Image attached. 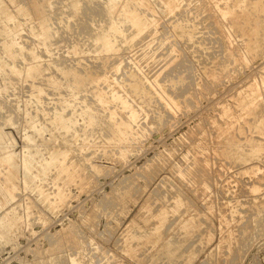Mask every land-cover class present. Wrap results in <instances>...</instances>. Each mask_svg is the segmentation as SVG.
<instances>
[{
	"label": "rangeland",
	"instance_id": "obj_1",
	"mask_svg": "<svg viewBox=\"0 0 264 264\" xmlns=\"http://www.w3.org/2000/svg\"><path fill=\"white\" fill-rule=\"evenodd\" d=\"M7 1H5V3H7ZM23 1L26 3V5L27 3H30V1L28 0ZM23 1L16 0V2L19 3L18 5H25ZM52 1L56 3V9H54L53 13H57H52V17H54V19H52L53 21H51V23H53L52 25L54 26V28H57L59 24L57 29H59L60 31L63 30L62 32L66 31V35H63L64 38L62 37V39H58V41L60 40L59 42L56 41L57 45L61 43L62 45H59L57 47V45L54 44L55 49L54 47H50L51 51H53L54 49L51 54L53 57H50L49 59V55H47L48 58L45 57L44 60L52 61L56 56V60L54 61H58L57 63L58 65L60 64L61 69H63L70 63V65L79 64L78 59L81 62V58L74 57L76 58L74 59L73 56L70 57V54L68 53L69 46L73 43L80 45L81 48L84 47V50L87 51L88 49L94 50V48H96L94 52H97L98 50L97 53L91 51L93 53L83 54L84 59L83 57L82 59L84 62H82L84 65H86V63H89L88 65L90 66V64H93L94 60L97 64L98 62L101 63L100 60L93 58L96 56V54H100V56H102L101 54L103 53L100 52L102 50L99 49V45L98 47L97 45L93 44L94 41L92 37L101 32L100 30L105 29V27L107 28L109 18L106 16V14L102 15L103 8L102 12H97L100 10L98 9L94 12L95 15L93 13L90 17L91 21L93 22L89 21L88 23L89 30L87 31L88 34L90 33V35H88L86 30L84 31L85 28L83 27L86 25H82L81 17H76L75 19L72 18L71 20L68 19L70 9L68 8V2L66 0ZM188 1L189 2L184 5H190L186 7V10H184V13L182 14L178 13L177 15L166 16L161 13H153V15L150 12V17L155 16L154 18H156L157 23L152 29L153 33L151 32L152 34L147 35L144 39L138 40L139 42L137 41L133 43V45L131 44V46L128 44H124V46L121 45V49L123 51H119L118 55L111 54L112 57L109 56L110 58L107 59L108 64L112 65L114 64L113 59H115V62H119L117 67L121 66V68L120 71L117 72V74L115 73L116 71L114 69L111 70L112 68L110 69L111 71L108 70V72L110 71V74L108 73L109 77H111V74L113 73L110 80L111 82L109 83L110 85L108 83L102 82L99 85V89L102 90V92H105L104 94L108 102L111 100L110 96L113 90L118 89V91H120V94L123 95L127 90V92L131 94L129 96L130 102L132 101L131 103H133L134 107H137L136 109L140 111L138 112L139 116H137L136 118L137 121H135V124H133V131H128V133H131L130 136H133L130 137V140H132V145L130 146L131 148H128L127 156L125 158H121L119 147L106 148L104 145L107 141V136L111 135L112 132L110 131V129H108L110 126H108V124L106 123L107 120L105 119L107 111H103L104 109L102 108V106L100 107V105L95 102V100L93 99L94 96L91 93L92 90L88 91L89 88H91L93 85L88 86L89 88L86 87V90L84 89L83 92L78 93L75 101L74 98L70 96L71 94L63 95L65 99L63 97L61 98L60 101L62 102V99H64V102L72 101L78 105V110L76 109L74 112H72L73 109L70 108L66 110L65 114H67L68 116H75V118L77 117L76 119L77 121H79L77 122L78 124L74 126V129H76L80 133H77L75 135L73 134L72 129V132L70 131L71 133L69 132L67 136L63 137V135L61 134L63 130L58 131L59 129H56L57 127L52 123L53 119H51L54 107H56V109L60 108L58 110H62L61 107L64 104L61 103L60 105V103H57V101L61 97L58 96L59 93L51 88L46 89V93L44 95L46 98L43 96V105L44 107L46 106L45 109L48 110L46 111L48 113L46 116L43 113L37 111V106L35 103L34 107L33 103H29L27 101L30 97L28 95L31 94L30 87L29 85H27L29 83H23L24 86H22V82L18 83L17 80L11 81L10 79L13 78L8 75V71L1 69V71L3 72L6 71L5 74L7 73L6 75L8 76L7 78L6 76H2L5 74L0 71V77L2 78H0V91H2V93L0 92V106L2 104L5 106L4 107L2 105L3 108L1 107L2 109L0 110V132L2 131L3 133H6L7 135L15 139V147L13 148H15L17 153L23 154V151L29 148L32 151H38V157L42 155V158H39L41 160L45 159L46 157L48 158L52 151L58 149L60 150V148L63 149V147L68 144L69 146H71L75 141V144L71 146L72 148H74L73 152L68 153L66 158L67 162L65 163L68 164L69 162L68 165H70V163L75 162V165H77L76 167H73L71 172L69 171L68 174L62 172L59 166L55 167L51 170L47 178L44 180L46 182H42L44 189L47 192L51 193L52 197H54L53 195L58 193V190L63 189L62 191H64V201L61 200L60 203L55 205V207L53 208L54 210L51 209V211L48 209V206L46 207V205H44L38 199V196L34 194V192L24 189L20 181L18 182L17 187H10V184L8 185L5 180L7 166L0 165V182L5 181L2 183H5L4 185L9 186L11 189V196H5L6 199L4 198V196L0 195V200H2L0 206V215L1 213L3 214L10 211L11 209H17L18 215H21V217H23L21 218L22 221L20 220L17 224H14L12 226V231L15 233V235L13 236V240H2V242L0 240V264H37V262L38 264H71L69 259L70 257L74 256L77 257L82 262V264H184L185 256L189 251L193 249L196 252V257L190 264H264V103H262V106L260 108L254 107V109L251 108V110H249L244 105V101L240 102L239 106L236 105V100L240 99L241 95L243 96L244 92L247 91L249 86L254 83L255 80L261 81L262 78L264 80V55L262 54L258 58L252 57L250 60V62L252 61V63L249 62L247 65L243 64V62L240 60L238 61V63L237 60H234V58L236 59L239 55V52H241L242 49V51H244L245 49L243 48L244 45L242 44V40H240L241 38L235 37L228 45H224L223 41L221 43V41L219 40H222L223 36L216 29L209 26V22H204V19H206L210 14V10L206 9L208 8V5L205 3L206 1ZM247 1L248 5H250L256 0ZM261 2H263L264 4V0H261ZM203 3H205L206 5ZM154 5V7L156 8L157 5ZM12 7L13 6H11L10 8L12 10V13L15 15L14 17L18 18L15 19V21L17 20L16 22L14 21L16 25H18V23L20 22L19 20L23 19L20 22H23V26L19 28V34L17 35V37H20L18 38V40H20L19 42L24 41L23 43L26 42L25 45L27 44L29 46L32 44V42H34V38L29 31L30 29L28 30L30 22L24 23L26 21V18L20 16L21 14H19L17 10ZM197 7H199V10H197ZM187 9L190 12H188ZM201 12L203 14H201ZM246 12H248V10ZM98 13H100V15H98ZM205 13L209 14L206 15ZM93 16H96L95 20ZM100 16L102 19L100 18ZM1 17L0 19H3V17ZM102 20H105L107 22L106 25ZM101 22H103V24L105 25L104 27ZM176 23L185 25L189 30L193 29V32L196 33L193 42L186 41V37H174L169 28ZM9 25H11V28L14 27L12 23H9ZM68 25H71V27L68 28ZM194 26L196 27L194 28ZM98 27L102 28L100 30H97ZM81 30H83L85 33ZM95 30H97L98 33ZM215 31L216 33H214ZM92 32L95 34H93ZM131 32L130 30H128L127 34L130 35ZM91 34L93 35L92 37ZM217 35L221 36L222 38L219 36L217 37ZM31 37L32 40L30 41ZM2 40L3 39H0V48ZM70 40L71 42H69ZM67 42L70 45L67 44ZM235 43L237 44L236 46L234 45ZM223 46L225 49L223 48ZM181 47L182 49H180ZM40 48L41 49L39 51L42 50V47ZM167 51L168 53H166ZM2 53L0 49V57H4L3 59H5V55H3ZM122 54L127 57H132L133 55L134 56L132 57V59L127 58L126 60V57ZM229 55H231L230 58ZM122 59L125 60L122 61ZM183 59L185 62H188L183 64ZM5 60H7V58ZM85 60H89L92 63H90L89 61L86 62ZM213 60L214 62L216 60H219L220 62L223 61L221 63L225 69L223 68V70L221 71L220 66V69L218 70L220 74L218 73V76L215 78H209L206 73L208 72V68L210 69V67L213 66ZM178 61H181L182 65ZM8 63L11 64V62L9 61ZM178 63L179 67H182L186 64L188 65V67L186 65L185 67L183 66L182 68L184 69H182L177 66L178 69H176V65H178ZM18 64L20 66L22 65V67L24 68L30 66L29 63L22 64L20 63V61H18ZM189 66L192 70H190ZM173 68H175L174 71ZM188 68L189 71L187 70ZM170 70L172 71L173 76L170 74L171 72L169 73ZM132 73L135 75V78H132ZM156 76L159 77L158 80L161 79L160 83L162 82V80L164 81V83L162 82L161 85L163 86L164 84L165 88L162 86H154L152 82H150V80L153 81ZM164 76L165 78H163ZM144 77L147 80L143 79ZM128 78L133 82L135 80L137 83H139L140 87L137 91L133 92L129 89L130 87L128 86L130 84V80H127ZM5 80L7 81L5 82ZM116 81L118 83L117 86L116 83H114ZM172 81L173 83H171ZM191 81L192 83H190ZM16 82L17 84H15ZM11 83L13 85H11ZM37 83L41 82L38 81ZM189 84L191 88H189ZM118 85H120V87L122 88H118ZM181 85L184 87H182ZM7 86L9 87L7 88ZM145 87H147V89ZM185 87L187 89L189 88V91L185 89ZM163 88L168 90L172 89V93L174 91H179L178 89H184V92L187 90L186 94H184L185 98H182L181 101H178V105L181 107H179L178 109L174 108L166 103L167 100L164 101V99L166 98L164 96L165 92ZM8 89L9 91H7ZM158 90L161 92L159 93ZM50 91H52L53 93ZM175 95H177L176 92ZM52 96L54 97L52 98ZM162 96H164L163 99ZM187 96L191 101L188 100ZM89 98L92 99L89 100ZM152 98L154 99L152 100ZM186 98L187 100H185ZM46 99L48 101H45ZM84 101H86V104L88 102V106H90L92 109L94 108L93 110L96 109L95 111L100 116V125L96 126L97 128L95 127L93 129V132L98 137L92 134L93 132L92 129L88 127L87 119L84 116H77L81 113V104L83 103L82 105H85ZM46 103L52 104L47 105ZM24 105L25 107H27H23ZM52 105L54 107H51ZM167 105L172 108H170L169 106L167 107ZM106 107H109L111 108V110L113 109L114 112L118 113L117 117H119V120L122 119L124 121H128V114H125L127 113V111L122 109L123 113L121 112L122 105L120 103L110 101V103L106 104ZM222 107H227L229 109L231 108L230 111L234 115H242L240 119L242 121L239 120L237 123H235L233 130L228 131V133L224 132L219 134L220 130L225 128V120H227V118H225L221 113ZM117 109L120 110L118 111ZM97 110L102 113H99ZM165 110H167L168 112L170 111L169 114L171 116H169V114H166L167 111ZM258 112L262 113V115H260L259 113V116L261 117L257 116L258 114L256 113ZM221 115L223 116V118L221 117ZM124 116L127 118L124 119ZM102 121H104V123ZM158 121L163 124L160 125ZM9 122L11 123L9 124ZM43 125L45 127L49 125V129L54 134L57 133L56 135L58 136L57 139L59 142H57V139L51 138V131L49 129L41 135H38L36 134V132H34L35 129H33V126H39L37 128H40L43 127ZM50 126L53 129H51ZM103 128H105V130ZM140 130L142 132H140ZM84 131L86 132L84 133ZM100 132L105 135L101 134ZM86 133L92 135L90 136V141H76L81 137V135L83 136ZM222 134L223 136H221ZM26 135H32L35 142L33 140L31 142H28L25 139ZM138 135L141 136L139 137L140 140L138 138ZM114 136L115 134H113V138L116 137ZM62 139L63 141H61ZM65 139H68L72 143H70L69 141L68 143H66V141H64ZM133 141L136 142L134 143ZM90 142H92L93 145ZM78 143L81 146H77L76 144ZM50 144L51 147L49 146ZM54 144L56 145V147ZM33 145L37 146L35 147ZM87 145L89 146V148ZM75 146L77 147V149ZM102 146L105 147L106 151ZM78 148L82 149L80 150ZM254 148L255 150H253ZM92 166H96L98 170L96 168L94 170ZM189 169H192V172L194 171L192 173L193 175L191 174V177L189 176L187 178H183L182 175H179L180 170L188 172ZM75 171H78V174ZM74 176H76V178L77 176H79L80 179L79 177L76 179L74 178ZM78 182L80 183L76 184ZM171 188L173 189V192ZM127 189H129V192ZM121 192L123 193L121 194ZM127 194H129V196ZM65 195L69 198H66ZM177 196H180L183 199L184 205L180 206L177 211H173L172 207ZM7 199L11 202H8ZM27 207L30 208L28 216L25 212L27 211ZM163 207L167 208L169 213L166 214V221L164 220L162 222V217L160 215L158 217L157 214H159L160 210ZM192 215H199L200 227L190 231V236H188V233H185L181 230L180 224L183 220L190 218ZM134 221L140 223L141 226L145 228V230H152L158 226L159 231H157L156 236H154L156 237V239H159L164 243L166 238L171 237L172 242L175 241L174 245L182 244V250L187 254L173 263L169 261L167 255L163 252V250H161V248H159V246L161 247L163 245V243L161 245V242H159L160 245L158 243V246H155L149 245L146 241L142 240L140 241L138 249H135L132 246H127V244H125V241L128 237L135 233L133 224ZM145 230L142 229L141 232H150ZM208 233H212V239L209 242L205 239ZM78 243H80L81 246H79ZM136 243L137 245L139 244L137 241H135L133 242V245L137 246ZM47 251L49 254L47 253ZM52 261L54 263H52Z\"/></svg>",
	"mask_w": 264,
	"mask_h": 264
},
{
	"label": "bare ground",
	"instance_id": "obj_2",
	"mask_svg": "<svg viewBox=\"0 0 264 264\" xmlns=\"http://www.w3.org/2000/svg\"><path fill=\"white\" fill-rule=\"evenodd\" d=\"M7 1V0H5ZM5 1H0V15L3 17V19H0V36L1 38L0 39H3L2 42H1V53L3 55H5V57L7 58V60L10 63H8L7 60L3 59L0 57V71L1 69L3 70H6L8 71V75L10 77H12L13 79H10L11 81L13 80H17L18 83L22 82V86L23 83H29L27 85H29L30 87V92L31 94L28 95L30 96L27 100L29 103H33V106L35 107L34 103L36 104V108H37V111L38 112H41L43 113L44 115L47 116V112L48 110L45 109L44 105H43V102H44V98L43 96L45 95L46 93V89L47 88H51V89H54L56 90L59 95L58 96H61L60 99L57 101V103H61L63 104L61 109L62 110H58L60 108H57L54 107L53 105L51 107H54L53 109V114L51 115L53 119L52 123L55 124V127L56 129H59L58 131H62V135L63 137L64 136H67L68 133L73 129V134H77L79 133L76 129H74L75 125H77L78 121H77V117L75 118V116H68L67 114H65L66 110L67 109H70L72 108L74 112L76 109H77V104L75 102H72V101H67V102H64L65 98L63 95L65 94H71L70 96H72L74 98V101L76 99V96L78 93L80 92H83L84 89L88 86H92L91 88H87L88 91L92 90L91 93L93 94L94 96V100L97 104L100 105V107L102 106V108L104 109L103 111H107V115L105 117V119L107 120V124L108 126H110L108 129H110V131L115 134V138H113V134L111 133V135L107 136V141L106 143L104 144L105 147H119L120 149V156L121 158H125L127 156V150L128 148L132 145V140H130L132 136L131 133H128L129 130H132L133 129V124H135L134 122L137 121L136 118L137 116H139L138 112V109H136L137 107H134L133 103L130 102V99H129V96L131 94H129V92H127V88L130 87L129 89L131 91H137L140 87L139 83H137L134 79V82L131 81V79H127V80H130V84L129 86L126 88V89H123V90H126V93L123 95V94H120V91L117 90H113L111 92V100L110 101H113V102H117V103H120L122 105V108H121V112H122V109L126 110L127 113L125 114H128V121H124V120H119L117 117V114L116 112L113 111V109L111 110V108L109 107H106V104L107 103H110V101L108 102L107 99H106V96H105V92H102V90L99 89V85L103 82V83H110L111 81V78H112V74H111V77L108 76V73L111 71V70H115L113 72H115L117 74V72L120 71V68L121 66H118V63L115 62V59H113V65L112 64H108V58L112 57L111 54H117L118 55V52L121 51L122 49V46H124V44H128L131 46V44L133 45V43L137 42L138 40H141V39H144L147 35H150L153 33L152 29L153 27L155 26L156 23V18H154L153 16L150 17V12L153 14H158V13H161V14H164L166 16H170V15H177L178 13H184V10H186V7H188L190 4H188V6H185L184 4H186L187 2H189L188 0H66L68 2V8L70 9V14L68 15V19L71 20L72 18H78V17H81V22H82V25H86L84 26L83 28L84 31L86 30L87 34H88V31L89 30V27H88V23L89 21L90 22H93L91 21V16L92 14L100 9L99 11L97 12H102V8H103V13L102 15H105L109 18V22H108V25H107V28L105 27V29L103 30H100L102 27H98L97 30H100L101 32L98 33L97 30V33L96 35H92L91 34V37L93 38V44L95 45H99L100 46V51L102 56H100V54H96L95 57H93L94 59L96 58L97 60H100L101 63L98 62V64L95 62H93V64L90 66L86 63V65L83 64V54L85 53H93L94 50L96 48H94V50H84V47L81 48L80 45L78 44H69L67 42V44H69V50H68V53L70 54V57L73 56L74 57H77V58H81L80 60H82L81 62L79 61L78 59V63L77 65H67L66 67H64L63 69H61L60 67V64L58 65V61L55 62L54 60H56V56H55V59L52 60V61H45V57L48 58L47 55H49V59L50 57H53L51 54L52 52L54 51L55 47H54V44H56L58 41V39H62L63 35L65 36V32H62L60 31L57 26V28H54V26L52 25L53 23H51V21H53L52 19H54V17H52V13L54 12V9L55 8V2L52 1V0H28L30 1V3H26L24 2L25 5H18L19 3L16 2V0H8L7 3H5ZM18 1V0H17ZM27 1V0H26ZM192 1V0H191ZM197 1V0H196ZM202 1V0H201ZM206 1V2H205ZM203 2H205L207 5H208V8H206L207 10H210V14L208 15L207 13H205L207 16L206 19H204V22L207 21L209 22V26H211L212 28L216 29L222 36H223V39L222 40H219L223 41V44L224 45H228L231 43V40L234 39L235 37L236 38H241L240 40H242V44L244 45L243 48L244 51L241 50V52H239V55L238 57L235 59L234 57V60H237V62L240 60L243 62V64H248L251 60V58L253 57H260L262 54L264 55V16H263V12H264V4L263 2H261V0H256L254 1V3H251L250 5H248V1L247 0H205ZM62 2V1H61ZM203 3V4H205ZM22 4V3H21ZM154 4L157 5V7L155 8ZM201 4V3H200ZM205 4V5H206ZM10 5V6H9ZM195 5V4H194ZM204 5V6H205ZM11 6H13L17 12L19 14H21L20 16L26 18L24 21V23L26 22H30V25H29V28L28 30L30 31V34L33 36L34 38V42H32L31 45H25V43L23 42H19L20 40H18V38L20 36L17 37V35L19 34V28L23 26V22L20 23L22 20H19L20 24L18 23V25H16V21L15 19H18L17 17H14L15 15L12 13V10H11ZM12 7V8H13ZM193 7V6H192ZM206 7V6H205ZM204 7V8H205ZM196 8V7H195ZM201 8V7H200ZM188 10V9H187ZM197 10H199V7H197ZM196 10V11H197ZM248 10V12H246ZM56 11V10H55ZM203 11V10H202ZM63 12V11H62ZM188 12H190L188 10ZM198 12V11H197ZM57 13V12H55ZM53 13V14H55ZM61 13V12H60ZM186 13V12H185ZM16 14V13H15ZM50 14V15H49ZM59 14V13H58ZM68 14V13H67ZM97 14V13H96ZM153 14V15H154ZM190 14V13H189ZM197 14V13H196ZM201 14H203L201 12ZM205 14H204V17H205ZM66 15V14H65ZM95 15V13H94ZM98 15H100V13H98ZM0 16V17H1ZM17 16V15H16ZM19 16V17H20ZM97 16V15H96ZM95 16V17H96ZM1 17V18H2ZM58 17V16H57ZM94 16V20L96 19ZM105 17V18H107ZM181 17V15H180ZM197 17V16H196ZM59 18V17H58ZM101 18V16H100ZM104 18V19H105ZM195 18V17H194ZM21 19V18H20ZM102 19V18H101ZM163 19V18H162ZM161 19V21H162ZM183 19V18H182ZM188 19V18H187ZM203 19V18H202ZM28 20V21H27ZM106 20V19H105ZM103 21L105 22L104 24L106 25V21ZM197 20V19H196ZM200 20V18H199ZM15 21V22H14ZM62 21V19H61ZM177 21V20H176ZM185 21V20H184ZM188 21V20H187ZM186 21V22H187ZM13 22H14V25H13ZM59 22V21H58ZM73 22V21H72ZM103 22H101L103 24ZM164 22V21H163ZM200 22V21H199ZM9 23H12V25L14 26L13 28H11V25H9ZM63 23V21H62ZM66 23V22H65ZM192 23V22H191ZM76 24V23H75ZM78 24V23H77ZM103 24V27L105 26ZM26 25V24H25ZM72 25V23H71ZM71 25L69 26L68 25V28L71 27ZM80 25V24H79ZM196 25V24H194ZM201 25V24H200ZM199 25V26H200ZM27 26V25H26ZM90 26V25H89ZM196 26H194L195 28ZM67 28V29H68ZM157 28V27H156ZM205 28V27H204ZM62 29V28H61ZM81 29H82V26H81ZM170 32L174 35V37H179V38H182V37H186V41H189V42H193L194 41V38H195V34L193 32V29L192 30H189L187 29V27L185 25H182L180 23H176V24H173L170 28ZM168 29V30H169ZM208 29V28H207ZM74 30V29H73ZM79 30V29H78ZM130 30L131 34L128 35L127 34V31ZM205 30V29H204ZM82 32H84L83 30H81ZM92 31V30H91ZM90 31V32H91ZM207 31V30H206ZM78 32V31H77ZM94 32V31H93ZM92 32V33H93ZM152 32V33H151ZM169 32V31H168ZM211 32V31H210ZM213 32V31H212ZM74 33V32H73ZM85 33V32H84ZM170 33V34H171ZM216 33V31L214 32ZM213 33V34H214ZM69 34V33H68ZM75 34V33H74ZM95 34V33H93ZM169 34V33H168ZM210 34V33H209ZM212 34V33H211ZM24 35V33H23ZM21 35V36H23ZM90 35V33L88 34ZM28 36V35H27ZM155 36V35H154ZM172 36V35H171ZM219 35H217L218 37ZM225 36V37H224ZM3 37V38H2ZM26 37V36H25ZM153 37V36H151ZM210 37V36H209ZM221 37V36H219ZM64 38V37H63ZM65 38H68V37H65ZM78 38V37H77ZM91 38V39H92ZM172 38V37H171ZM222 38V37H221ZM26 39V38H25ZM30 39V38H28ZM149 39V38H147ZM154 39V38H153ZM166 39V38H165ZM185 39V38H184ZM32 40V37L30 39V41ZM73 40V39H72ZM26 41V40H25ZM57 41V42H56ZM67 41V40H66ZM74 41V40H73ZM146 41V39H145ZM148 41V40H147ZM173 41V40H172ZM217 41V40H215ZM235 41V40H234ZM233 41V42H234ZM62 42V41H61ZM71 42V40L69 41ZM76 42V41H75ZM74 42V43H75ZM84 42V40H83ZM139 42V41H138ZM214 42V41H213ZM65 43V41H64ZM63 43V44H64ZM179 43V42H178ZM238 43V42H237ZM92 44V45H93ZM138 44V43H137ZM174 44V43H173ZM177 44V43H176ZM184 44V43H183ZM215 44V43H214ZM233 44V43H232ZM231 44V45H232ZM57 45V44H56ZM55 45V46H56ZM59 45H62L59 44ZM57 45V47L59 46ZM94 45V46H95ZM235 46L237 45L236 43L234 44ZM239 45V44H238ZM241 45V44H240ZM242 45V46H243ZM91 46V45H89ZM98 46V47H99ZM186 46V44H185ZM233 46V47H235ZM241 46V48H242ZM42 47V50L39 51ZM50 47H54L53 51H51V48ZM56 47V48H57ZM67 47V46H66ZM127 47V46H126ZM139 47V46H138ZM179 47V46H178ZM222 47V46H221ZM227 47V46H226ZM229 47V46H228ZM224 48V46H223ZM240 48V47H238ZM86 49V48H85ZM98 49V48H97ZM134 49V48H133ZM176 49V48H175ZM182 49V47L180 48ZM225 49V48H224ZM233 49V48H232ZM167 50V49H166ZM178 50V49H177ZM237 50V49H236ZM240 50V49H239ZM246 50V51H245ZM93 51V52H91ZM123 51V50H122ZM181 51V50H180ZM184 51V50H182ZM231 51V50H230ZM238 51V50H237ZM98 52V50H97ZM97 52H94V53H97ZM135 52V51H134ZM174 52V51H173ZM177 52V51H176ZM216 52V51H215ZM222 52V51H221ZM227 52V51H226ZM233 52V51H232ZM236 52V51H235ZM234 52V53H235ZM66 53V52H64ZM131 53V52H130ZM168 53V51L166 52ZM185 53V52H184ZM198 53V52H197ZM237 53V52H236ZM46 54V56H45ZM55 54V53H54ZM61 54V53H59ZM2 55V56H3ZM99 55V56H97ZM121 55V54H120ZM124 55V54H122ZM127 55H128V52H127ZM130 55V54H129ZM185 55V54H184ZM220 55V54H219ZM88 56V55H87ZM110 56V57H109ZM116 56V55H115ZM125 56V55H124ZM134 56V55H133ZM132 56V57H133ZM159 56V55H158ZM180 56V55H179ZM186 56V55H185ZM208 56V55H207ZM223 56V55H222ZM234 56V55H233ZM237 56V55H236ZM66 57V56H65ZM83 57V59H82ZM91 57V56H90ZM118 57V56H117ZM123 57V56H122ZM126 57V60L127 58H131L132 57ZM124 57V58H125ZM231 57V55H229V58ZM264 57V56H263ZM261 57V58H263ZM60 58V57H58ZM219 58V57H218ZM221 58V57H220ZM63 59V58H62ZM76 59V58H74ZM87 59V58H86ZM89 59V58H88ZM92 59V58H91ZM90 59V60H91ZM118 59V58H117ZM116 59V60H117ZM58 60V59H57ZM61 60V59H60ZM59 60V61H60ZM120 60V59H119ZM125 60V59H122V61ZM186 60V59H185ZM226 60V59H225ZM18 61H20V63L22 64H26V63H29L30 66L28 67H22V65L20 66L18 64ZM86 61V60H85ZM89 61V60H87ZM86 61V62H87ZM92 61V60H91ZM121 61V60H120ZM184 59L182 60V63H183ZM228 61V60H227ZM231 61V60H230ZM90 62V61H89ZM179 62V61H178ZM188 62V61H186ZM184 61L183 64L186 63ZM211 62V61H210ZM223 62V61H221ZM219 60H216L214 62L213 60V66L210 67V69L208 68V72L206 73L207 76L212 77V78H215L218 76V70L220 69V66H221V71L223 70V66H222V63H221ZM62 63V61H61ZM65 63V62H64ZM92 63V62H90ZM111 63V62H110ZM181 65V61L179 62ZM179 63L178 65H176V69H178L179 67ZM239 63V62H238ZM252 63V61L250 62ZM66 64V63H65ZM177 64V62H176ZM64 65V64H63ZM138 65V64H137ZM180 65V66H181ZM187 65V64H186ZM186 65H183L184 67ZM208 65V64H207ZM241 65V64H240ZM24 66V65H23ZM178 66V67H177ZM182 66V67H183ZM192 66V65H191ZM243 66V65H242ZM241 66V67H242ZM60 67V68H59ZM125 67V66H124ZM182 67H179V68H182ZM188 67V65H187ZM190 67V66H189ZM8 68V69H7ZM112 68V69H111ZM128 68V67H127ZM245 68V66H244ZM111 69V70H110ZM150 69V68H149ZM175 68H173V71H174ZM184 69V68H182ZM186 69V68H185ZM225 69V68H224ZM108 70H110L108 72ZM123 70V69H122ZM129 70V69H128ZM172 70V68H171ZM169 71V73L173 76V73L172 71ZM181 70V69H180ZM178 70V71H180ZM189 71V68L187 69ZM190 70L191 67H190ZM5 71V72H6ZM130 71V70H129ZM3 72V71H1ZM5 72H3V74H5ZM123 72V71H122ZM184 72V71H182ZM164 73V72H163ZM7 74V73H6ZM2 75V76H7L8 75ZM110 74V73H109ZM165 74V73H164ZM181 74V73H180ZM186 74V73H185ZM203 74V73H202ZM220 74V73H219ZM1 75V74H0ZM170 75V76H171ZM119 76V75H118ZM149 76V75H148ZM169 76V75H168ZM171 76V77H172ZM177 76V75H176ZM192 76V75H191ZM125 77V76H124ZM161 77V76H160ZM182 77V76H181ZM194 77V76H193ZM227 77V76H225ZM1 78V77H0ZM5 78V77H3ZM132 78H135V75L132 73ZM140 78V77H139ZM158 76H156L153 81L150 80V82H152V84L154 86H162L161 83L164 81L162 80V82L160 83V80H158ZM165 78V76L163 77ZM162 78V79H163ZM170 78V77H168ZM177 78V77H175ZM187 78V77H186ZM2 79V78H1ZM117 79V78H116ZM145 80H147L145 77L143 78ZM174 79V78H173ZM183 79V78H182ZM181 79V80H182ZM4 80V79H3ZM142 80V78H141ZM168 80V79H167ZM188 80V79H187ZM7 80H5L6 82ZM9 81V80H8ZM38 81H40L41 83H37ZM170 81V79H169ZM175 81V80H174ZM209 81V80H208ZM214 81V80H213ZM211 81V82H213ZM217 81V80H216ZM259 81V80H258ZM254 81V83H252L249 88L247 89V91L244 92L243 96L241 95V98L240 99H237L236 101V105L239 106L240 102H245V106L251 110V108L254 109L255 108H260L262 106V103H264V80L263 78L261 79V81ZM10 82V81H9ZM17 82L15 84H17ZM121 82V81H120ZM119 82V83H120ZM166 82V81H165ZM253 82V81H252ZM1 83V82H0ZM4 83V82H3ZM14 83V82H12ZM11 83V85H13ZM116 83V86H117V81L114 82ZM123 83V82H122ZM147 83V81H146ZM170 83V82H169ZM173 83V81L171 82ZM192 83V81L190 82ZM194 83V82H193ZM14 84V85H15ZM143 84V83H142ZM188 84V83H187ZM211 84V83H210ZM209 84V85H210ZM103 85V84H102ZM110 85V84H109ZM108 85V87H109ZM112 85V84H111ZM152 85V86H153ZM176 85V84H175ZM180 85V84H179ZM194 85V84H193ZM119 87L118 88H122L120 87V85H118ZM121 86H124V85H121ZM143 86V85H142ZM182 86V85H181ZM186 86V85H185ZM188 86V85H187ZM190 86V84H189ZM5 87V86H4ZM9 86H7L8 88ZM11 87V86H10ZM26 87V86H25ZM28 87V86H27ZM28 87V88H29ZM126 87V86H125ZM164 87V84L163 86ZM170 87V86H169ZM168 87V88H169ZM184 87V86H182ZM6 88V89H7ZM124 88V87H123ZM144 88V87H143ZM147 89V87H145ZM150 88V87H149ZM154 88V87H153ZM157 88V87H156ZM165 88V87H164ZM163 88V89H164ZM167 88V87H166ZM174 88V87H173ZM191 88V86L189 87ZM188 88V89H189ZM213 88V87H212ZM10 89V88H9ZM9 89L7 91H9ZM14 89H15V86H14ZM27 89V88H26ZM162 89V88H161ZM160 89V90H161ZM185 89H187L185 87ZM187 89V90H188ZM211 89V88H210ZM4 90V89H3ZM29 90V89H28ZM86 90V89H85ZM104 90V89H103ZM144 90V89H143ZM172 90V89H171ZM171 90H168V89H164V96L166 99H164V101L167 100L166 103H168L169 105H171L172 107L174 108H179L181 106H179V100L181 101L182 98L184 99L185 96L184 94H186L187 90L184 92V89L181 90V89H178L179 91H174L173 93L171 92ZM176 90V89H174ZM191 90V89H190ZM218 90V89H217ZM6 91V90H5ZM48 91V90H47ZM159 91V90H158ZM173 91V90H172ZM189 91V90H188ZM2 93V91H0ZM4 92V91H3ZM18 92V91H17ZM27 92V91H26ZM52 92V91H50ZM108 92V91H107ZM125 92V91H124ZM123 92V93H124ZM161 91H159L160 93ZM175 92L177 93V95H175ZM7 93V92H6ZM29 93V92H28ZM53 93V92H52ZM88 93V92H87ZM139 93V92H137ZM142 93V92H141ZM82 94V93H81ZM86 94V93H85ZM107 94V93H106ZM110 94V93H109ZM136 94V93H135ZM149 94V93H148ZM163 94V93H162ZM1 95V94H0ZM5 95V94H3ZM26 95V96H27ZM147 95V94H146ZM155 95V94H154ZM191 95V94H190ZM220 95V94H219ZM27 96V97H28ZM50 96V95H49ZM161 96V95H160ZM162 96V99L163 97ZM196 96V95H195ZM3 97V96H2ZM45 97V96H44ZM54 96H52L53 98ZM64 98L61 100V98ZM85 97V96H84ZM140 97V96H138ZM143 97V96H142ZM145 97V96H144ZM155 97V96H154ZM46 98V97H45ZM79 98V97H78ZM87 98V97H86ZM188 98V96H187ZM187 98L185 100H187ZM27 99V98H26ZM48 99V98H47ZM45 100V101H48V100ZM92 99V98H89V100ZM135 99V98H134ZM154 98H152L153 100ZM161 99V97H160ZM159 99V100H160ZM190 98H188L189 100ZM19 100V98H18ZM51 100V99H50ZM86 100V99H85ZM137 100V99H136ZM88 101V100H87ZM143 101V100H142ZM150 101V100H149ZM162 101V100H161ZM191 101V100H189ZM234 101V100H233ZM27 102V103H28ZM56 102V101H55ZM77 102V101H76ZM79 102V100H78ZM94 102V104H95ZM1 103V101H0ZM165 103V102H163ZM182 103V102H181ZM189 103V102H188ZM187 103V104H188ZM15 104V103H14ZM47 104V103H46ZM49 105L52 104V103H48ZM47 104V105H48ZM83 104V103H82ZM81 104L82 108H81V113L78 114L77 116H84L86 119H87V124H88V127L90 129H92V132H93V129L96 127V126H99L100 123H101V120H100V116L97 114V112L95 110H93L90 106H88V102L86 104V101H84V106ZM113 104V103H112ZM183 104V103H182ZM3 105V104H2ZM2 105L0 106V110L3 108ZM57 105V104H56ZM98 105V106H99ZM118 105V104H117ZM144 105V104H143ZM167 105V107L169 106ZM4 106V105H3ZM32 106V105H30ZM79 106V107H81ZM113 106V105H112ZM162 106V105H161ZM2 107V108H1ZM5 107V106H4ZM25 107V105L23 106ZM27 107V106H26ZM25 107V108H26ZM49 107V106H48ZM170 107V106H169ZM170 107V108H172ZM99 108V107H98ZM119 108V106H118ZM173 108V109H174ZM234 108V106H233ZM29 109V108H27ZM26 109V110H27ZM33 109V108H32ZM116 109V108H115ZM149 109V108H148ZM231 109V108H230ZM229 108L227 107H222V115L227 118V120H225V123H226V126L224 129H221L219 134L221 133H224V132H227L228 131H231L233 130V127L235 126V123H237L242 115H234L231 113ZM241 109V108H240ZM25 110V111H26ZM35 110V109H34ZM50 110V109H49ZM78 110V109H77ZM118 110V109H117ZM120 110V109H119ZM118 110V111H119ZM168 110V109H167ZM165 110V111H167ZM172 110V109H171ZM234 110V109H233ZM237 110V109H236ZM246 110V109H245ZM243 110V111H245ZM30 111V110H28ZM99 112V110H97ZM102 111V110H101ZM117 111V112H118ZM240 111V110H239ZM248 111V110H247ZM32 112V111H31ZM35 112V111H34ZM51 112V113H52ZM120 112V113H121ZM170 112V111H169ZM169 112L167 111L166 114H169ZM172 112V111H171ZM177 112V111H176ZM234 112V111H233ZM237 112V111H236ZM29 113V112H28ZM36 113V112H35ZM76 113V112H75ZM79 113V112H77ZM99 113H102V112H99ZM123 113V112H122ZM247 113V112H246ZM259 113L260 115H262L261 112H258L256 114H258L257 116L258 117H261L259 116ZM16 114V113H15ZM67 116H65V115ZM71 114V113H69ZM165 114V112H164ZM238 114V113H236ZM21 115V114H20ZM19 115V116H20ZM31 115V114H30ZM75 115V114H74ZM120 115V114H119ZM118 115V116H119ZM221 115V117L223 118V116ZM11 116V115H10ZM13 116V115H12ZM24 116V115H23ZM22 116V117H23ZM39 116V115H38ZM103 116V115H102ZM150 116V115H149ZM168 116V115H167ZM169 116H171L169 114ZM244 116V115H243ZM264 116V115H263ZM36 117V116H35ZM124 116V119L127 118ZM38 118V117H37ZM102 118V117H101ZM164 118V117H163ZM257 118V117H256ZM36 119V118H35ZM9 120V119H8ZM12 120V119H10ZM21 120V119H20ZM105 120V121H106ZM127 120V119H126ZM164 120V119H163ZM31 121V120H30ZM83 121V120H82ZM86 121V120H85ZM242 121V120H240ZM261 121V120H260ZM12 122V121H11ZM9 122V124L11 123ZM46 122V121H45ZM104 123V121H102ZM160 125H162L163 123H161L160 121H158ZM163 122V121H162ZM165 122V121H164ZM5 123V122H4ZM84 123V122H83ZM138 123V122H137ZM136 123V124H137ZM199 123V122H198ZM32 124V123H31ZM39 124V123H38ZM51 124V123H50ZM49 124V125H50ZM140 124V123H139ZM165 124V123H164ZM16 125V124H15ZM49 125L48 126H44L43 127H40V128H37L39 126H33V129L34 132H36V134L38 135H41L43 133H45V131H47L49 129ZM83 125V124H82ZM150 125V124H149ZM225 125V124H224ZM263 125V124H262ZM53 126V125H51ZM50 126V127H51ZM220 126V125H219ZM218 126V127H219ZM260 126V125H259ZM86 127V126H85ZM137 127V125H136ZM135 127V129H136ZM217 127V128H218ZM97 128V127H96ZM106 128H107V125H106ZM3 129V128H1ZM51 129H53L51 127ZM55 129V130H56ZM88 129V128H87ZM100 129V128H99ZM102 129V128H101ZM105 130V128H103ZM139 129V127H138ZM142 129V128H141ZM50 130V129H49ZM54 130V131H55ZM192 130V129H191ZM51 131V130H50ZM100 131V130H99ZM103 131V130H102ZM107 131V130H106ZM133 131V130H132ZM137 131V130H136ZM145 131V130H143ZM151 131V130H150ZM155 131V130H154ZM159 131V130H158ZM6 132V131H4ZM72 132V131H71ZM70 132V133H71ZM86 131H84L85 133ZM98 132V131H97ZM131 132V131H130ZM138 132V131H137ZM140 132H142L140 130ZM8 133V132H7ZM49 133V132H48ZM82 133V132H81ZM88 133V132H87ZM84 134L83 136L81 135V137L76 140V141H79V140H82L81 142H87V141H90V134ZM101 133V132H100ZM107 133V132H106ZM133 133V132H132ZM189 133V132H188ZM34 134V133H33ZM32 134V135H33ZM57 134V133H56ZM54 134L52 131H51V138H55L57 139L58 136ZM60 134V135H61ZM80 134V133H79ZM94 135H96L94 132L92 133ZM103 134V133H101ZM140 134V133H139ZM194 134V133H193ZM204 134V133H203ZM30 136V135H26L25 136V139L28 141V142H31L33 140V136ZM59 135V134H58ZM61 135V136H62ZM105 135V134H103ZM142 135V134H141ZM60 136V137H61ZM102 136V135H101ZM136 136V135H135ZM143 136V135H142ZM190 136V135H189ZM193 136V135H192ZM223 136V134L221 135ZM96 137H98L96 135ZM103 137V136H102ZM141 137L138 135V138ZM188 137V136H187ZM40 138V136H39ZM92 138V137H91ZM72 139V138H71ZM77 139V138H76ZM14 140L11 136L7 135L6 133H3L2 131L0 132V165L2 166H7V173L5 174L6 175V183L9 185L10 184V187H13L15 188V186L17 187L18 185V182L20 181V183H22V186L24 187V189L28 190V191H31V192H34V194H36L38 196V199L44 204L46 205V207L48 206V209L51 211V209H53L55 207V205H57L58 203L61 202V200H63L64 198V191L62 190H58V193H56L55 195H53L54 197L51 196V193L47 192L45 189H44V186L42 185L47 176L49 175V173L51 172V170L55 167H58L61 169L62 172L64 173H67L71 170L73 167H76L75 165V162H72L69 164L65 163L67 162L66 161V158H67V155L68 153H72L73 152V149L71 146H73L75 144V141H74V144L72 142H70L68 139H65L64 141H66V143H68V141L70 143H72L71 146L66 145L64 146V143H63V149L60 148V150L58 148V150H55V151H52L50 153V156L43 160L39 159L40 157L39 156V152L38 151H32L30 150L29 148L26 149L25 151H23V154H19L16 152L15 147L14 146ZM42 140V139H41ZM94 140V139H93ZM133 140H134V137H133ZM137 140V139H135ZM140 140V138H139ZM35 142V140H33ZM63 141V139L61 140ZM102 141V140H101ZM33 142V143H34ZM57 142L58 139H57ZM134 142V141H133ZM136 142V141H135ZM134 142V143H135ZM16 143V142H15ZM62 143V142H61ZM89 143V142H88ZM92 144V142H90ZM101 143V142H100ZM190 143V142H189ZM194 143V142H193ZM38 144V143H37ZM90 144V145H91ZM252 144V143H251ZM43 145V144H42ZM41 145V146H42ZM55 145V144H54ZM60 145V144H59ZM77 146H81L78 144H76ZM84 145V144H83ZM89 145V144H88ZM87 145V146H88ZM93 145V144H92ZM200 145V144H199ZM35 146V145H33ZM37 146V145H36ZM35 146V147H36ZM51 147V144L49 145ZM29 147V146H28ZM32 147V146H31ZM56 147V145H55ZM76 147V146H75ZM95 147V146H94ZM103 147V146H102ZM105 147H103V149H105ZM26 148V146H25ZM23 148V149H25ZM38 148V147H37ZM44 148V147H43ZM83 148V146H82ZM82 148H78V149H82ZM89 148V146H88ZM131 148V147H130ZM253 148V147H252ZM257 148V147H256ZM22 149V150H23ZM42 149V148H41ZM49 149V148H48ZM52 149V148H51ZM54 149V148H53ZM77 149V147H76ZM91 149V147H90ZM88 149V150H90ZM118 149V148H117ZM79 150V151H80ZM115 150V149H114ZM255 150V148L253 149ZM257 150V149H256ZM49 151V150H48ZM83 151V150H82ZM86 151H87V147H86ZM106 151V149H105ZM190 151V150H189ZM42 152V151H41ZM44 152V151H43ZM78 152V151H77ZM76 152V153H77ZM81 152V151H80ZM112 152V151H111ZM118 152V151H117ZM116 152V153H117ZM260 152V151H259ZM258 152V153H259ZM75 153V152H74ZM88 153V152H87ZM103 153V152H102ZM129 153V152H128ZM131 153V152H130ZM169 153V152H168ZM178 153V152H177ZM41 154V153H40ZM79 154V153H78ZM82 154V153H81ZM199 154V153H197ZM44 155V154H43ZM90 155V154H89ZM116 155V154H115ZM119 155V154H118ZM76 156V155H75ZM92 156V155H91ZM136 156V155H135ZM187 156V155H186ZM197 156V155H196ZM70 157V156H69ZM68 157V158H69ZM119 157V156H118ZM164 157V156H163ZM200 157V156H199ZM240 157V156H239ZM242 157V156H241ZM42 158V157H41ZM78 159V158H77ZM83 159V158H82ZM195 159V158H194ZM74 161V160H73ZM82 161V160H80ZM89 161V160H88ZM128 161V160H127ZM192 161V160H191ZM205 161V160H204ZM188 162V161H187ZM190 163V161H189ZM228 164V163H227ZM85 165V164H84ZM197 165V164H196ZM150 166V165H149ZM205 166V165H204ZM88 167V166H87ZM93 169L95 170V168L97 169L96 166H92ZM194 167V166H193ZM209 167V166H208ZM82 168V167H81ZM80 168V169H81ZM149 168V167H148ZM260 168V167H259ZM5 169V168H4ZM75 169V168H74ZM78 169V168H77ZM58 170V169H57ZM98 170V169H97ZM113 170V169H112ZM146 170V169H145ZM206 170V169H205ZM6 171V170H5ZM60 171V172H61ZM80 171V170H79ZM187 171V170H186ZM76 172V171H75ZM136 172V171H135ZM194 172V171H193ZM192 172V169H189L188 172H185V171H182L180 170V174L179 175H182L183 178H187V177H191V174L193 173ZM1 173V172H0ZM78 174V171L76 172ZM81 173V172H79ZM179 173V172H178ZM196 173V172H195ZM194 173V174H195ZM60 174V173H59ZM66 174V176H67ZM84 174V173H83ZM62 175V174H61ZM65 175V174H63ZM74 175V174H72ZM76 175V174H75ZM86 175V174H85ZM193 175V174H192ZM71 176V175H70ZM88 176V175H87ZM63 177V176H62ZM73 177V176H72ZM79 176H77L78 178ZM104 177V176H103ZM132 177V176H131ZM138 177V176H137ZM74 178H76V176H74ZM76 178V179H77ZM49 179V178H48ZM47 179V180H48ZM68 179V178H67ZM80 179V177H79ZM73 180V178H72ZM136 180V179H135ZM188 180V179H187ZM44 181V182H43ZM83 181V180H82ZM180 181V180H179ZM2 182H5V181H2ZM2 182H0V195L1 196H8L10 195L11 196V189L9 186L7 185H4ZM43 182V183H42ZM76 182V181H75ZM98 182V181H97ZM80 182L76 183V184H79ZM63 184V183H62ZM72 184V183H71ZM74 184V183H73ZM82 184V183H81ZM165 184V183H164ZM197 184V183H196ZM48 185V184H47ZM60 185V184H59ZM83 185V184H82ZM57 186V184H56ZM61 186V185H60ZM180 186V185H179ZM195 186V185H194ZM19 187V186H18ZM59 187V186H58ZM65 187V186H63ZM70 188V187H69ZM87 188V187H86ZM59 189V188H58ZM61 189V187H60ZM172 189V188H171ZM170 189V190H171ZM128 192H129V189H127ZM14 191V190H13ZM66 191V190H65ZM85 191V190H84ZM133 191V190H132ZM137 191V190H136ZM208 191V190H207ZM16 192V191H15ZM89 192V191H88ZM125 192V191H123ZM121 192V194L123 193ZM127 192V193H128ZM172 192H173V189H172ZM120 193V192H119ZM207 193V192H206ZM66 194V193H65ZM85 194V193H84ZM14 195V194H13ZM16 195V193H15ZM14 195V196H15ZM117 195V194H116ZM129 196V194H127ZM68 196H69V193H68ZM91 196V195H90ZM122 196V195H121ZM172 196V195H171ZM66 197V195H65ZM86 197V196H85ZM123 197V196H122ZM66 198H69V197H66ZM126 198V197H124ZM1 199V198H0ZM6 199V198H5ZM16 199V198H15ZM123 199V198H122ZM8 200V199H7ZM38 200V201H39ZM66 200V199H65ZM87 200V199H85ZM2 200H0V206H1V202ZM5 201V200H4ZM64 201V200H63ZM8 202H11L8 200ZM68 202V201H67ZM18 203V202H17ZM108 203V202H107ZM11 204V203H10ZM16 204V203H15ZM8 205V203H7ZM96 205V204H95ZM184 205L183 204V199L180 197V196H177L175 198V203L172 207V210L173 211H177V209ZM17 206V205H16ZM97 207V206H96ZM130 207V206H129ZM1 209V208H0ZM10 210V209H9ZM54 210V209H53ZM90 210V209H89ZM96 210V209H95ZM5 211V210H4ZM30 211V208L27 207V211L26 214L27 216L29 215V212ZM171 212V211H170ZM20 213V212H19ZM24 213V212H23ZM169 213L168 209L163 207L159 214V215L162 217V222L165 220L166 221V214ZM25 215V214H24ZM54 215V214H53ZM156 215V216H157ZM100 217V216H99ZM160 217V218H161ZM21 215L19 216L18 215V212H17V209H11L10 211L8 212H5V213H1L0 215V240L2 242V240H8V241H12L13 240V236L15 235V233L12 231V226L14 224H17L18 221L21 220ZM159 218V219H160ZM26 219V218H25ZM24 219V220H25ZM92 219V218H91ZM88 220V219H87ZM161 220V219H160ZM22 221V220H21ZM25 222V221H24ZM27 222V221H26ZM31 222V220H30ZM70 223V222H69ZM98 223V222H97ZM181 223V222H180ZM24 224V223H23ZM30 224V223H29ZM35 224V223H34ZM134 229H135V233H133L130 237L127 238V240L125 241V244H127V246H132L133 248L135 249H138L139 245H140V241L144 240L146 241L149 245H157L158 246V243L161 242L159 239H156V234H157V231H159V227H155L154 229L150 230V229H146L147 231H150L149 233H146L143 231L141 232L142 229L145 230V228L143 226H141L140 223H137L136 221H134ZM147 224V223H145ZM26 225V224H25ZM181 225V230L185 233H188V236H190V231L196 229V228H199L200 227V220H199V215H192L190 218L188 219H185L182 221V223L180 224ZM30 226V225H29ZM65 227V226H64ZM133 227V226H132ZM143 227V228H142ZM180 227V226H179ZM20 228V227H19ZM221 228V227H220ZM78 230V229H77ZM145 230V231H146ZM70 232V231H69ZM117 232V231H116ZM134 232V231H133ZM79 233V232H78ZM82 233V232H81ZM122 233V232H121ZM50 234V233H49ZM229 234V232H228ZM232 235V234H231ZM46 236V235H45ZM82 236V235H81ZM257 236V235H256ZM233 237V236H232ZM66 238V237H65ZM230 238V237H229ZM39 239V238H38ZM71 239V238H70ZM74 239V238H73ZM205 239L209 242L211 239H212V233H208L205 237ZM58 240V239H57ZM88 240V239H87ZM51 241V239H50ZM76 241V240H75ZM137 241L139 244L136 245H133V242ZM164 241V240H162ZM223 241V240H222ZM228 241V240H227ZM230 241V240H229ZM49 242V241H48ZM225 242V241H224ZM95 243V242H94ZM163 242H161V245H162ZM175 241L172 242L171 240V237H168L165 239L163 245L159 248H161V250H163V252L167 255V257L169 258V261L170 262H176L178 259H181L182 257L185 256V253L182 249V244H179V245H174ZM233 243V242H232ZM11 244V243H10ZM49 245V243H48ZM54 245V243H53ZM79 246L80 243H78ZM160 245V243H159ZM221 245H222V242H221ZM249 245V243H248ZM77 246V245H76ZM88 246V245H87ZM67 247V246H66ZM83 247V246H82ZM81 247V248H82ZM42 248V246H41ZM55 248V247H54ZM68 248V247H67ZM218 248V247H217ZM79 249V247H78ZM216 249V248H215ZM231 249V248H230ZM35 250V249H34ZM107 250V249H106ZM37 251V250H36ZM83 251V250H81ZM80 251V252H81ZM213 251V250H212ZM216 252V251H215ZM26 253V252H25ZM48 253V251H47ZM55 253V252H54ZM241 253V252H240ZM49 254V253H48ZM59 254V253H58ZM77 254V253H76ZM101 254V253H100ZM25 256V255H24ZM68 256V255H67ZM228 256V255H227ZM230 256V254H229ZM54 257V256H53ZM58 257V256H56ZM55 257V259H56ZM113 257V256H112ZM196 257V252L193 250L189 251L188 254L185 256V260H184V264H190ZM86 258V257H85ZM20 259V258H19ZM49 259V258H48ZM51 259V258H50ZM113 259V258H112ZM142 259V258H141ZM237 259V258H236ZM70 262L71 264H82V262L77 258V257H70ZM235 260V259H234ZM240 260V259H239ZM54 261V260H53ZM52 261V263H54ZM16 262V261H15ZM65 262V261H64ZM110 262V260H109ZM119 262V261H117ZM240 262V261H239ZM23 264V263H22ZM24 264H29V263H24ZM31 264V263H30ZM38 264V262H37ZM45 264V263H44ZM85 264V263H84ZM175 264V263H174Z\"/></svg>",
	"mask_w": 264,
	"mask_h": 264
}]
</instances>
